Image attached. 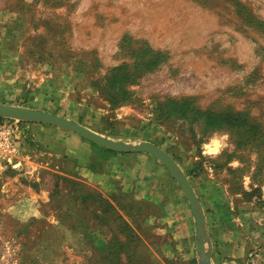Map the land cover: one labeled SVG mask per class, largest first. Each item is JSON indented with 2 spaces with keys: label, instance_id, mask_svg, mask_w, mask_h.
<instances>
[{
  "label": "rangeland",
  "instance_id": "rangeland-1",
  "mask_svg": "<svg viewBox=\"0 0 264 264\" xmlns=\"http://www.w3.org/2000/svg\"><path fill=\"white\" fill-rule=\"evenodd\" d=\"M0 104L152 143L191 177L233 142L264 156V0H0ZM0 119V264L203 262L164 248L158 204L177 187L158 159L89 182L100 147Z\"/></svg>",
  "mask_w": 264,
  "mask_h": 264
},
{
  "label": "crops",
  "instance_id": "crops-1",
  "mask_svg": "<svg viewBox=\"0 0 264 264\" xmlns=\"http://www.w3.org/2000/svg\"><path fill=\"white\" fill-rule=\"evenodd\" d=\"M231 146L232 149L227 148L217 158L213 157L212 162H207L193 177L189 175L193 168H184L182 163L170 156L188 178L201 205L209 238L204 247L209 254V263L264 264V156L260 151L253 153L251 145L238 147L233 142ZM90 148L92 155L84 156L83 166L89 182L101 183L107 174L111 176L114 166L129 162L134 165L133 168L139 169H136V173L143 176L146 171L141 166L152 161L148 154H120L117 157L118 153ZM100 164L109 166V171L99 169ZM195 166H198L196 160L192 163V167ZM162 173L153 172L145 176L153 181L155 176ZM169 179L175 182L177 191L170 195V192L163 190L158 204V214L164 226V248L169 256H181L184 252L188 256H200L197 251V223L190 204L169 171L163 177L165 181L161 182L162 188ZM139 197L142 199L139 206L146 205L154 209L155 205L149 198L142 194ZM143 227L150 233L155 230L151 229L149 223Z\"/></svg>",
  "mask_w": 264,
  "mask_h": 264
},
{
  "label": "water",
  "instance_id": "water-1",
  "mask_svg": "<svg viewBox=\"0 0 264 264\" xmlns=\"http://www.w3.org/2000/svg\"><path fill=\"white\" fill-rule=\"evenodd\" d=\"M0 118L51 125L75 133L96 146L110 152L118 154H148L158 159L179 184L190 204L197 223V238L199 240L197 242V251L200 254L199 257L203 259V262L200 264H210L209 254L206 253L204 249L205 242L208 241L209 238L205 231V221L201 214V205L186 176L182 173L173 158L162 148L147 142L127 145L120 141L102 137L92 130L59 115L41 110L0 104Z\"/></svg>",
  "mask_w": 264,
  "mask_h": 264
},
{
  "label": "trees",
  "instance_id": "trees-1",
  "mask_svg": "<svg viewBox=\"0 0 264 264\" xmlns=\"http://www.w3.org/2000/svg\"><path fill=\"white\" fill-rule=\"evenodd\" d=\"M1 120V119H0ZM100 149V148H99ZM101 151H103V152H108V151H106V150H103V149H101Z\"/></svg>",
  "mask_w": 264,
  "mask_h": 264
},
{
  "label": "built area",
  "instance_id": "built-area-1",
  "mask_svg": "<svg viewBox=\"0 0 264 264\" xmlns=\"http://www.w3.org/2000/svg\"><path fill=\"white\" fill-rule=\"evenodd\" d=\"M7 145H9V146H10V143H9V144L7 143ZM7 148H9V147H7Z\"/></svg>",
  "mask_w": 264,
  "mask_h": 264
}]
</instances>
